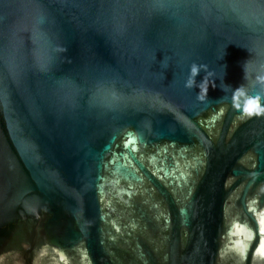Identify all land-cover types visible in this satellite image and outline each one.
<instances>
[{"label": "water", "instance_id": "95a60500", "mask_svg": "<svg viewBox=\"0 0 264 264\" xmlns=\"http://www.w3.org/2000/svg\"><path fill=\"white\" fill-rule=\"evenodd\" d=\"M254 97L264 0H0V264H264Z\"/></svg>", "mask_w": 264, "mask_h": 264}, {"label": "clouds", "instance_id": "9594fccd", "mask_svg": "<svg viewBox=\"0 0 264 264\" xmlns=\"http://www.w3.org/2000/svg\"><path fill=\"white\" fill-rule=\"evenodd\" d=\"M200 71V67L197 66L196 64H193L190 68V77L189 79L185 82L187 87H193L196 84L195 77ZM198 87L200 89L198 95L200 99H204L206 97V92H207V87L208 84L206 81L202 80L199 84ZM236 91L241 92L243 94L242 88L237 89ZM258 97H254L250 100L249 106L244 109V111L248 112L249 114L252 112L250 111V106H254V109L256 112H264V107H261L258 103ZM239 106V105H238Z\"/></svg>", "mask_w": 264, "mask_h": 264}, {"label": "snow or ice", "instance_id": "6c2138e0", "mask_svg": "<svg viewBox=\"0 0 264 264\" xmlns=\"http://www.w3.org/2000/svg\"><path fill=\"white\" fill-rule=\"evenodd\" d=\"M249 110L250 111L255 110L254 106H250ZM260 223H261L260 233H261V236H264V218L261 219ZM260 243H261V248H264V239H262ZM257 251H261V249H257Z\"/></svg>", "mask_w": 264, "mask_h": 264}]
</instances>
